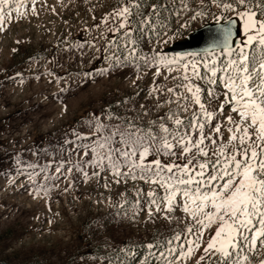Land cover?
<instances>
[{
	"label": "snow or ice",
	"instance_id": "obj_1",
	"mask_svg": "<svg viewBox=\"0 0 264 264\" xmlns=\"http://www.w3.org/2000/svg\"><path fill=\"white\" fill-rule=\"evenodd\" d=\"M29 3L36 15L37 0H0V32L14 12L26 16L21 7ZM208 3L219 14L204 0H116L94 25L111 34L94 57L107 63L83 75L94 82L131 72L134 88L150 75L144 103L139 91L122 97L86 115L58 144L32 151L35 160L15 161L37 196L62 178L68 191L77 175L106 189L151 186L135 188L134 199L121 193L113 211L84 224L86 246L89 236L96 241L90 264H264V0ZM208 16L216 29L201 51L169 56L160 47ZM75 47L82 56L85 45ZM142 213L145 234L159 220L167 231L120 244L105 235L110 226L140 223Z\"/></svg>",
	"mask_w": 264,
	"mask_h": 264
},
{
	"label": "rangeland",
	"instance_id": "obj_2",
	"mask_svg": "<svg viewBox=\"0 0 264 264\" xmlns=\"http://www.w3.org/2000/svg\"><path fill=\"white\" fill-rule=\"evenodd\" d=\"M115 3L116 0H37L36 15L30 3L22 6L26 16L14 12L11 21H5L6 29L0 32V264H90L96 241L89 236L92 246H86L84 224L113 211L110 204L118 201L121 193L134 199L135 188L142 187L145 193L151 188L130 181L128 185L106 189L95 181L85 184L77 175L68 191L64 189L69 181L62 178L48 195L37 196L27 176L17 174L15 164L21 158L35 160L32 151L58 144L94 110L137 91L141 92L138 99L144 103L146 89L152 83L150 75L137 81L135 88L131 86L135 79L131 72L111 79L96 76L94 82L86 81L83 75L107 63L94 57L101 55L98 49L105 44L104 37L111 38V34L104 24L99 29L94 25ZM204 3L206 9L219 14L208 0ZM192 4L198 6L200 0H192ZM183 19L180 17L174 27ZM206 23L215 22L211 16L193 21L177 32L172 42ZM89 41L95 43V48ZM79 44L85 45L82 56V50L75 47ZM166 46L160 45L162 49ZM158 83L165 81L161 78ZM166 83L171 87L173 82ZM155 116L154 112L150 119ZM13 179L15 183H11ZM101 199L102 204L95 203ZM176 214L182 215L179 211ZM143 217L142 213L138 224L110 226L105 235L120 244L130 238L149 239L156 229L167 231V222L159 220L149 224L145 234Z\"/></svg>",
	"mask_w": 264,
	"mask_h": 264
},
{
	"label": "water",
	"instance_id": "obj_3",
	"mask_svg": "<svg viewBox=\"0 0 264 264\" xmlns=\"http://www.w3.org/2000/svg\"><path fill=\"white\" fill-rule=\"evenodd\" d=\"M215 29V23L203 24L202 26L193 29L182 40L174 41L165 47L167 53L181 54L201 51L210 43Z\"/></svg>",
	"mask_w": 264,
	"mask_h": 264
},
{
	"label": "trees",
	"instance_id": "obj_4",
	"mask_svg": "<svg viewBox=\"0 0 264 264\" xmlns=\"http://www.w3.org/2000/svg\"><path fill=\"white\" fill-rule=\"evenodd\" d=\"M36 264H39V263H36ZM45 264H47V263H45Z\"/></svg>",
	"mask_w": 264,
	"mask_h": 264
}]
</instances>
